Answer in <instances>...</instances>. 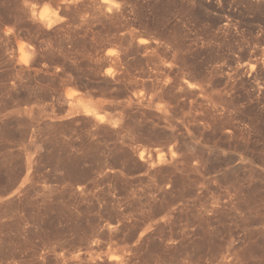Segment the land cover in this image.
Segmentation results:
<instances>
[{"label":"rangeland","instance_id":"rangeland-1","mask_svg":"<svg viewBox=\"0 0 264 264\" xmlns=\"http://www.w3.org/2000/svg\"><path fill=\"white\" fill-rule=\"evenodd\" d=\"M0 264H264V0H0Z\"/></svg>","mask_w":264,"mask_h":264},{"label":"trees","instance_id":"trees-1","mask_svg":"<svg viewBox=\"0 0 264 264\" xmlns=\"http://www.w3.org/2000/svg\"><path fill=\"white\" fill-rule=\"evenodd\" d=\"M75 79L80 88L85 89L86 87L91 86V83L85 79V77L81 74H75Z\"/></svg>","mask_w":264,"mask_h":264},{"label":"bare ground","instance_id":"bare-ground-1","mask_svg":"<svg viewBox=\"0 0 264 264\" xmlns=\"http://www.w3.org/2000/svg\"><path fill=\"white\" fill-rule=\"evenodd\" d=\"M19 45H21V44H19ZM22 47V46H21ZM23 48V47H22ZM21 52L23 53V54H25L26 52L23 50V49H21ZM69 91H72V93H79V91L78 90H76V89H70ZM69 97H71V95H68ZM72 105V104H71ZM70 105V106H71ZM85 113L86 114H91L92 113V111L94 110L93 109V106H90V105H86L85 107Z\"/></svg>","mask_w":264,"mask_h":264}]
</instances>
